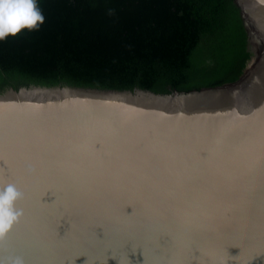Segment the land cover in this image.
<instances>
[{
  "label": "water",
  "instance_id": "95a60500",
  "mask_svg": "<svg viewBox=\"0 0 264 264\" xmlns=\"http://www.w3.org/2000/svg\"><path fill=\"white\" fill-rule=\"evenodd\" d=\"M231 77L156 93L0 87L6 264H264V0Z\"/></svg>",
  "mask_w": 264,
  "mask_h": 264
},
{
  "label": "trees",
  "instance_id": "16d2710c",
  "mask_svg": "<svg viewBox=\"0 0 264 264\" xmlns=\"http://www.w3.org/2000/svg\"><path fill=\"white\" fill-rule=\"evenodd\" d=\"M38 29L0 40V87L156 93L231 77L247 54L232 0H37Z\"/></svg>",
  "mask_w": 264,
  "mask_h": 264
},
{
  "label": "clouds",
  "instance_id": "9594fccd",
  "mask_svg": "<svg viewBox=\"0 0 264 264\" xmlns=\"http://www.w3.org/2000/svg\"><path fill=\"white\" fill-rule=\"evenodd\" d=\"M45 17L37 0H0V40L16 36L22 30H35L44 23ZM22 193L14 184L0 186V239L19 220L21 210L16 207ZM0 264H6L0 259ZM10 264H24L22 257H16Z\"/></svg>",
  "mask_w": 264,
  "mask_h": 264
}]
</instances>
